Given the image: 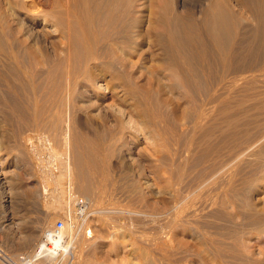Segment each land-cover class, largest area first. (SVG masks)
Wrapping results in <instances>:
<instances>
[{
	"label": "bare ground",
	"instance_id": "1",
	"mask_svg": "<svg viewBox=\"0 0 264 264\" xmlns=\"http://www.w3.org/2000/svg\"><path fill=\"white\" fill-rule=\"evenodd\" d=\"M149 49L153 50L150 54L152 57L159 56L161 59L157 68L153 70L145 65L148 59L146 52ZM134 58H138L142 63L138 65V61H132ZM142 71H146L151 77L147 76L145 81H138L136 74L144 73ZM26 74L31 76L29 80L24 77ZM2 87L4 93L0 95L2 105L0 108L3 112L0 109V113L7 124L16 126L17 134L14 130L10 131L22 137V140L19 137L18 140L21 142L26 140L23 135L28 130H39L41 127L47 129L45 131L49 135L48 138H37L40 143L34 138L37 142L28 143V148L25 149L37 160L38 172L54 179L56 183L61 182L58 180L59 176L55 175L56 170L59 171L56 173L63 177L66 187L64 185L65 188L63 190L61 188L54 197L55 202L51 200L56 205L54 214L65 211L67 220L73 219L76 215L74 207L76 199L72 198L76 197L77 191L90 201V209L93 201L97 207L105 191L108 196L107 187L113 188L109 184L116 183L111 170V157L116 155L121 159L129 156L143 139L147 143L146 149L150 155L148 150L146 154L144 149L142 151L144 154L141 153L143 156L149 155V159L151 158L149 165L152 169L148 170H152L159 179L158 184L154 183L160 185L158 191L162 194L170 191L175 203L165 216L161 213L160 220L157 219L158 215L156 218L151 217L154 214L149 216L150 222L154 218L159 223L163 216L164 219L167 216L160 226L157 222L159 227L156 230L160 234L159 238L158 234L153 236L154 244H157L156 238L160 241V236L164 235L161 233L166 232L168 235L165 236V233L163 236L166 240H162L161 236V242L167 246L166 244L172 242V235L182 231V227L179 229L182 218L179 215L185 206L181 204H185L184 200L187 198L184 199V194L181 195L180 192H186L187 189L185 191L184 188H190L191 185H199L196 183L203 185L206 181L203 179L208 176L207 182L211 183L210 188L213 192L212 206L216 207L217 213L214 217L230 219V222L233 220L237 223L244 219V226H241L240 232L235 228L238 232L236 233L238 236L235 237H232L235 235L233 234L235 230L232 229L237 223H233V228L228 224L230 226L228 229L231 228L229 231L232 230L229 234L232 242L242 241L239 247H237L239 243L237 246L235 244V247L239 248L237 252L229 250V256L236 258V262L234 259L232 264H264V194L262 195L264 181L261 183V178L258 177L257 181L261 184L254 183L257 178L253 175L256 174L255 170H252L251 175L254 179L251 176V180L246 177L250 174L240 172L242 168L245 169L241 164L245 163L243 161L248 157V153L264 159V0H0V88ZM109 94L111 102H114L113 107L111 102H108ZM187 106L190 109H187ZM180 108L184 109L179 111ZM110 109L114 110L113 115H106V112L105 115L98 116L100 124H92L93 136L88 137L82 133L83 131L76 129L79 124L78 118L80 120L79 115ZM66 121L73 129L69 136L66 134L67 140L63 136ZM196 131L199 133L203 131L202 136H197ZM42 132L44 130L40 133ZM195 134L199 138L194 137L195 140L198 139L196 142L191 139ZM16 135L11 136L14 138ZM183 140L187 147L183 146ZM178 144L186 149L182 151ZM191 144L196 145L191 147ZM44 149L47 151V157L42 154ZM184 150L186 154L192 153L189 156L191 155L194 160L190 175L187 174L190 177L185 176V169L182 167L178 169L183 163L185 166L187 164L184 162L185 158L180 159L179 156L184 155ZM189 156H185L188 157L187 160ZM167 158L169 161L172 160L173 163H170L173 165L176 158L183 162L181 164L179 160L177 165V162L175 163L177 170L175 166H170L173 171L176 170L174 177L173 171L168 173V177L169 174L172 176L170 178L162 175ZM239 165L242 168L239 169ZM182 170L183 174L180 173ZM144 173L145 166L134 163L122 168L119 174L114 176L118 175L121 182L124 179V183L127 180V186L130 185L132 188L142 183L140 178L146 175ZM185 177H189L194 184L192 181L187 183L186 178V186L190 185L182 189V186L178 185H183ZM116 181L120 184V180ZM116 186L118 188L114 187L115 190L119 191L125 188L124 193L127 196V186V188L121 187V184ZM112 191L110 189L109 193ZM130 192L132 196L131 189ZM112 194L116 195L113 192L112 197H114ZM120 194L124 195L122 191ZM140 195L139 197L143 199L147 196ZM106 196H103L104 200ZM118 196L112 200H118L121 195ZM136 199L139 198H135V201ZM107 200L109 204H105L106 202L103 204L110 206V202L113 201H110V198ZM117 202L113 204L115 206L121 204ZM188 216L191 217V214ZM192 218L194 219L193 215ZM154 219L151 223L156 226ZM186 219L183 218L184 221ZM208 224L210 222L206 223ZM212 224L214 226V223ZM214 228L216 229V226ZM219 228L227 230L224 225ZM216 230H212L213 234L218 232V228ZM205 231L207 232V229ZM64 232L65 228L62 235ZM224 232L219 234H223V239H227L228 236L224 235L230 232ZM212 237L215 238L214 235ZM217 237L221 239L219 237L222 236ZM85 239L83 236L81 238L73 236L65 244L76 243L77 252L81 251L82 255L86 256L87 252L84 254L83 251L87 243ZM42 241L37 245L35 254L20 258L19 264H44L55 259L57 253H60L58 248L61 243L56 241L54 246L47 247ZM219 242L224 246L223 240ZM229 242L231 239L226 243ZM65 244L62 243L63 249ZM88 244L87 247L90 245ZM116 244L119 247L122 245ZM159 244L162 246L160 242ZM230 245L228 247L233 246ZM221 246L219 244L218 248ZM171 247L174 246L170 245L167 249H172ZM210 249L212 250L211 246ZM214 250L213 248L212 251ZM146 251L148 252V248ZM161 253L163 254V251ZM165 253L164 251L166 257ZM79 254L81 257V253ZM154 254L150 253L151 257L147 254L149 257H145L147 264L170 263V259L166 262L167 258L164 257L165 262L164 260L156 262ZM157 257L160 259V255ZM230 257L227 259L228 262L231 261ZM73 260L71 264H74L75 260L76 264L83 262L80 258ZM219 262L222 264V260ZM14 264L18 263L15 261Z\"/></svg>",
	"mask_w": 264,
	"mask_h": 264
},
{
	"label": "rangeland",
	"instance_id": "2",
	"mask_svg": "<svg viewBox=\"0 0 264 264\" xmlns=\"http://www.w3.org/2000/svg\"><path fill=\"white\" fill-rule=\"evenodd\" d=\"M149 50L146 52L147 53L146 54V58L148 57V59H146V61H145L146 64L145 65L147 67L152 68V70H153V68L154 69L157 68V65H158V63H160L161 59H159L160 58L159 56L156 57L157 59L152 57V55H150V54H152L153 50L152 51H151V49H149ZM132 61H134V62L138 61V65H140L142 63V61H140L138 58H134ZM23 72L25 73L26 71L23 70ZM142 72H144V71H142ZM165 74H168V72H165ZM136 76L135 77H136V79L138 81H140V80H142V81L144 80L145 81L148 77H151V75H147L146 71L144 73H137ZM24 77H26L28 79L31 76H29V74H26ZM141 77L143 79H141ZM0 90H1L0 91V93H1L0 95H2V92L4 93L3 87L0 88ZM34 97L38 98V96L36 97V95H34ZM108 102L109 103L111 102L110 94H109ZM110 104L113 107L114 102L112 101ZM186 105H184V106L186 107ZM189 106H191V105H189ZM189 106H187L188 107L187 109H190ZM0 109H1V112H3V109L2 108H0ZM183 109L184 108H180L179 111H181ZM106 112H107V114H106ZM98 113L92 111V112H89L88 115H87V113L85 115L84 114L83 115H79L80 116V120L78 118V121H79L78 123L79 124L77 126V123H76V126H77L76 129H78L79 131L80 130L83 131L82 133L86 134L88 137L89 136H93L94 127L92 126V124H95V123L96 124L97 123L100 124L101 123L98 116L105 115V114L111 116V115L114 114V110L110 109L108 111H103V112H100L99 114ZM3 119H4V116L2 115V113H0V246L6 251V253H8L13 258L14 262L16 261V263L19 264V262H20L19 259H20L21 255H25V256L27 255V257H31V256H33L35 254V251L37 249L36 248L37 245L39 243H41V240H43L42 239V235H43L44 228L46 226L54 224L58 218L66 217L65 211H61L63 213L60 212V213L54 214L55 213L54 207L56 205H55V203L53 204L54 197H56L58 195L60 189L62 188V190H63L66 187V185H65V182L63 183V181H64V180H62L63 177H61L59 175L60 173H56V172H59L57 170L55 171V175L59 176L58 180H61V182L58 181V183H56L54 181V179L49 178L47 176H44L43 174H41V172H38L39 171L38 167L36 168L37 160L33 159V155L32 154L29 155V153H27L28 150L25 149V148H28V143H30L32 141L37 142L36 141L37 138H39V139H46V137L48 138L49 135H48L47 131H45L47 129H44V128L41 127V128H39V130H33V129H32L33 131H29L28 130L23 135V137H26V140L24 139V141H22L23 142L22 143L21 142V140H22L21 138L22 137H20L19 134H18V136L16 135L18 133L17 128H15L16 126L15 125H11V124H7L5 122V120H3ZM97 119H99V122H98ZM206 121H207V119H206ZM70 127H71L70 124H68L67 121H66V123H64V128H63L64 139L67 138L69 136L70 132L73 131V129L70 128ZM10 129L12 131L14 130V132H16V134L11 132ZM41 129L44 130V132L40 133L42 131ZM35 131H37V132H35ZM199 131H201V130H199ZM202 132L199 133L198 131H196L197 136H199V137L202 136ZM38 133H40V134H38ZM196 134L193 135V137L191 139L195 140L194 137H197ZM11 135H16L15 136L16 139L19 137L21 140H18V139L16 140L15 137L13 138V136H11ZM26 135H28V136H26ZM41 135L42 136L44 135V136L42 137ZM34 138H36V139H34ZM126 138L128 139V136ZM39 139H37V140L40 143ZM198 139H196L195 142ZM65 140H67V139H65ZM143 141L144 140L142 139V141L140 142L142 145L139 144L138 145L139 147L137 146L136 147L137 149H135V151H133L132 154H129V156L127 155V156H125V158L118 159V157L115 155V157L112 156L111 159H110L111 170H113L112 171L113 177H115L116 180L117 179L120 180L119 182L121 184V187L122 186H124V187L127 186V184H126L127 180H125V183H124V179H122V182H121V179H119L118 175H116V176H114V175L115 174H119V172H120V170L122 168L129 167V166H131L134 163H136V164L140 163V164L145 166V173L144 174H146V175H143L142 176L143 178H140V182H142V183H140L139 186H137V187L136 186L135 187L132 186V188L134 187L133 189L130 187V185L127 186L128 187V188L126 187L127 188V193H128V194L126 193L127 196H125V193H124V192H126V189L124 188L125 191H124L123 188L121 190V187L119 186L120 190L124 194L122 196V194H120L121 191H119L118 189L115 190L116 188H114V187L118 188V186H116V185H120L119 183H117L118 181L115 180V182L117 184L115 182L114 183L116 185L115 184H109V186L112 185L114 189L113 188H109V187H107L108 189H106L109 192H110V189H111V191L113 189V191L111 193L115 192L116 195L112 194V195H114V197H112L111 193H109V192H107V195L108 196L110 195V196L109 197L106 196V191H105V193L100 197V199L98 201L99 205L100 206L103 205V206L99 207V205H98L96 207V206H94L95 202L93 201L92 202V206H94V207L91 206L89 214H88V216H86L87 219L85 217H79V216L77 217L75 215L72 220H67L64 235H67V237H69V238H71L73 236H75V237L79 236V238H81V236H83L84 238L86 237L85 240H87V243L85 244V247L83 249L84 254H85V252H87L86 253L87 255L83 256L82 255L83 252L80 251L79 253H81V257H80V254L77 252L78 249H76V248H78V247L76 246V243L75 244L71 243L70 248H71V250L73 252L72 260L80 258L81 262L85 261V263H87V264H147V261H145L147 258H149V257H147V254L149 255L150 253L154 254V252H158L159 254L158 253L154 254L155 255V261L156 262L157 261L161 262V260L162 261L164 260L163 257L165 259L167 258L166 262L169 261V259H170V263L167 262L166 264H173V263L174 264H217V262H218V264L219 263L221 264V262H219L221 260H222V264H227V263L232 264L234 259H235V262H236V258H232V257L229 256V253H230L229 250L231 249V251L234 250L235 252H237V249H239L237 247H239L241 245L240 243H242V241H241L242 237H240V239H239L241 242H239L238 239L236 238V240L238 241L236 243V241L232 242L233 239L231 237H229V234H231L232 230H235V228L237 230L239 229V232H240V230H241L240 228L243 225V220L244 219H240L239 220L240 222L238 221V223H237V222H234L233 220H231L232 222H230L229 221L230 219L227 220L225 218H220V217L218 218V216L214 217V215L217 214V213H216V210H215L216 207L213 208L214 205L212 206V193L213 192H211V188H210L211 187V183L208 184V182H207L208 181V176H206L207 178L205 177L206 179L205 178L203 179L204 181L206 180L203 183V185H200V183H196L195 182L196 184H199L200 186L199 185H195L192 180H189L190 179L189 178L190 177L189 176L190 175L189 172L191 171V169L193 167L192 166V162L194 160L191 157V155L189 156V154H192V153H190L188 150H187V152H189V154L188 153L186 154L185 150L183 152L184 155L182 154L183 156H181V154H179L180 159H181V157L185 158L184 162L187 163L186 166H185V163L181 162V160L178 159L179 157L175 159L174 165L171 164V163H173V162H171L172 160L170 159V161H169V159L167 158L168 160L166 159L167 163L165 162V164L166 165L168 164V165L166 166L164 164V166L167 169L169 168L170 171H169V169L167 170L166 168H164L162 170L163 177L170 178L171 174H169V177H168V173H171L173 171V168L171 169L170 166L171 165H173L171 167L175 166L174 168L177 170V168H176L177 166L176 165L178 164V161L180 160L181 164L182 163L183 164L180 165L178 167V169H180V167H182L183 170L185 169L184 170V172H185L184 174H185V176H189V177L188 178L185 177V180L182 182L183 185L179 184L178 186L179 187L182 186L181 187L182 189L184 188V186L185 187H187V186L189 187L190 184L189 185L187 184V186H186V182L185 181L187 179H188L187 183L192 181L193 184H194V185H191L192 188L191 187L190 188H184V190L187 189V191L185 190L186 192H183L182 189H181L182 192H180V194L182 193L181 195L184 194L183 195L184 199L187 198L186 200H184L185 204H181V206H183V205H185V206L182 207V209L180 208L181 209L180 212L181 211L182 212L180 213L179 216L182 217V218H180L181 220L179 219L180 220V224H181L179 226V229H180V227H182V231L179 232L181 234L175 233L176 235L177 234L179 235V236L177 235L178 237L175 236V234H173L174 236L172 235V242H173L174 245L172 244V242H170L169 244H166L167 246H165V244L163 242H161L162 240H164V241L166 240V237L165 238L163 237L166 232L165 233H161V234H164L163 236L161 235L163 238L161 240V236H160V241H158L160 233L157 232L156 228H158L160 226L161 222L164 223V220H166L167 216L165 217V219L163 217L165 216V214L170 212L171 207L175 203H174L173 198L171 197L172 194L170 193V191H167V192L165 191L166 193L163 192V194H162V192L158 191L159 188H160V185H157L159 183L157 181H159V179H157L156 175L153 173L152 170H151L152 173H150L151 171L148 170V169H152V167H150V165H149L151 158L149 159V157H148L150 154H149V150L146 149L147 143H146V141H144L146 143L145 144ZM180 143L181 142H179V144ZM184 143H185V141L183 140L182 144H183V146L184 145L186 146V143L185 144ZM143 144H145V145H143ZM178 145H176V146H178ZM180 145H179V148H181L182 151H183V149H186V148H184L185 146L184 147L183 146L180 147ZM187 145H188V141H187ZM195 145L191 144V147H194ZM201 146L202 145L200 144V147ZM143 149L146 152V154H147V150H148V154H149L148 156H145V155L143 156L142 155ZM43 151H44L42 153L43 156L47 157L48 156L47 155V151L45 149ZM50 153H51V151H50ZM250 154L251 153H248L247 154L248 157H246V159L243 161L245 163L241 164L243 167L245 166V169L246 168L248 169V170H246V171H248V173L245 171L244 168H242L241 165H239L238 168L239 169H240V167L242 168L241 169L242 171L240 170L241 173L243 172V174H250V176L246 175V177L248 176L250 178V180L253 177V175H256V176H254V177H257V178H255L256 182H254V183L261 184L264 181V178L262 179V177H264V176L261 177V174H263V172H264V161H263L264 159L262 160L261 158H258L257 155L255 157V155H253V154H251V155H253L251 157ZM186 155L189 156V159H192V160H189V159L187 160L186 158H188V157H185ZM34 158H35V156H34ZM247 158H248V160H247ZM34 162H35V164H34ZM168 162L169 163L171 162V163L169 164ZM175 163H176V165H175ZM206 163H207V161H206ZM262 163H263V165H262ZM247 165H249V166H247ZM164 166H162V168ZM259 167H261V168H259ZM186 168H188V169H186ZM175 169H174V171H175V175H176V170ZM243 169H244L245 172L243 171ZM183 170H182V172L180 171V173L183 174ZM194 170L195 169H193V171ZM252 170L253 171L255 170L254 172L256 174L251 175ZM164 171H165V173L166 172L167 173L165 174ZM174 171H173V174H172L173 177L175 176L174 175ZM236 172H237V169H236ZM187 174H189V175H187ZM257 174H258V176H257ZM152 176H153V178H152ZM192 176H193V174H192ZM254 177H253V179H254ZM258 177H259V179L261 178L260 179L261 183L257 181V180H259ZM144 181H146V183ZM154 182L155 183L157 182V184H155ZM125 184H126V186H125ZM142 184H144V185H142ZM207 184H208V186H207ZM64 185H65V187H64ZM146 186L148 188H146ZM158 186H159V188H158ZM138 187H140V189H137ZM149 187H150V189H149ZM152 188H154V190ZM130 189L132 190L133 193L135 192V195H137L139 193L143 194V195L139 194L142 197H144V194L147 195L148 197L147 196H146V198L144 197V199H147V200H144L143 198L139 197V195L134 197L135 195L133 196V193H132V196H131L130 195L131 194ZM141 189H143V190H141ZM189 189H191V190H189ZM135 190L136 191L138 190V192L136 193ZM150 190L153 191V193H151ZM159 192H160V194H159ZM188 192H190V194L187 195ZM193 192H195L194 193L195 196L192 195ZM197 192H199V193L202 192V193L199 194ZM79 193L80 192L77 191V193H75L76 197L72 198V199L74 200V199H76L79 196H84L83 194L81 195V193L80 194ZM156 193L159 194V198L157 196L158 194H156ZM167 193L170 196L167 195ZM117 194L122 196V197L120 196L121 199L120 198L118 200L115 199L116 201L114 199L112 200V198H116L118 196ZM263 194H264V192L262 193V195ZM103 196L107 197V198L105 197L106 201L103 199L104 198ZM124 196L127 199V201H125L126 199L123 198ZM130 197H133V199H131ZM109 198H110V201H113V202H110V204H111L110 206L111 207L108 206V205L105 206V204H109V201L107 200ZM129 198L131 199V201H130ZM135 198H139V199H136V201H135ZM161 198H163V200ZM168 198H171V199H168ZM192 198H194V199H192ZM72 199H71L70 202L73 201ZM51 200H53V201H51ZM120 200H122V201L124 200L126 203L124 201L121 202ZM132 200H134L135 202L134 201L133 202L136 203V204H134L132 202ZM117 201H120V202L118 203ZM138 201L139 202L141 201V202L139 203ZM142 201H143V204H142ZM100 202H102V203L100 204ZM103 202H106V203L103 204ZM115 202H117L118 204L121 203V204H124V205L120 204V205H116L115 206L113 204ZM89 203H90V201H89ZM263 203H264V201H263ZM125 204H127V205H125ZM74 207H75V204H74ZM95 207H96V210H95ZM209 207L211 209H213V211ZM100 208H101V210H100ZM106 209H109L110 212L109 211L107 212ZM118 209H121L123 212H120L121 210L119 211ZM196 210H197V212H196ZM52 211H54V212H52ZM99 211H103V212L100 213ZM192 211L193 212L195 211L196 213H193ZM131 212H132L133 215L131 214ZM91 213H92V215L90 216ZM99 213H100V216H98ZM119 213H121V214H119ZM161 213L164 216L162 217L163 220L161 219V221L159 223L154 218H156V216L158 215L157 219L159 218L158 220H160V218L162 216ZM200 213H202V214H200ZM75 214H76V211H75ZM122 214H125V215H122ZM153 214H154V216H151ZM186 214H188V215L191 214V217L186 215ZM195 214H196V216L197 215L198 216L195 217L194 216ZM210 214H211L212 217H210ZM102 215H104L105 217L102 216ZM182 215L185 216V217H183ZM192 215H193L195 220L192 218ZM149 216L154 217V218L151 219V222H153L152 220L154 219V222H156L155 223L156 226H154L153 223H151L149 221L150 220ZM201 216H203V217H201ZM144 217H147V218L145 219ZM74 218H75V220H74ZM183 218L184 219L185 218H187V219L190 218V220L188 219V221L192 220L193 222L192 221L188 222L187 219H186V221H184ZM103 219H108V220L104 221ZM204 220L209 221L210 224L206 225V223H209V222H206ZM226 221H228V222H226ZM157 222L159 223V226L157 225L158 224ZM200 222H202L203 224H204V222H206L204 225L207 226V227L209 225H211L212 223H214V226H212L213 224L211 226H212V228H214L215 226H216V229L218 228V232L217 233L215 232V234L216 235L218 234L217 236L221 235L222 237H219L221 239H218V237L215 236V234H213L212 230L213 231L216 230L215 228L212 229L211 226H209L208 228H211V229H208L207 227H205ZM182 223H186V225H184ZM230 223H232V225ZM233 223H237V225H235L234 228H233ZM228 224L231 226V228H233L231 231H229L231 228L228 229L230 227ZM239 224H241V225H239ZM190 225L191 226L193 225V227H191ZM217 225H218V227H217ZM223 225L225 226V228L228 231L225 230V229L223 230L222 229L223 227L219 228L220 226H223ZM195 226H197L199 229L203 228V230H198V228L195 227ZM70 227H72V228H70ZM151 228H152V231H151ZM154 228H155V231H154ZM167 228H169V227H166V229ZM194 229H196V230H194ZM206 229H207V232L205 231ZM191 230H192V232H191ZM208 230L211 231L212 234ZM237 230L233 231V234H235V235L232 236V237L238 236L236 234V233H238V232H236ZM195 231H197V232H195ZM200 231H204L207 234L208 233L209 234H208V236H206L207 235L206 233H203V232H200ZM224 231H226V233L230 232L227 235H224V236H228L229 238L227 237V239H225V238L223 239V234H219V233H223ZM148 233H150V234H148ZM88 234L94 235V236L90 237V235L88 236ZM157 234H158V236H157L158 238H156L157 244L155 245L154 244L155 243L154 242L155 237H153V236H156ZM203 234L205 236H203ZM167 235L168 234L166 233L165 236H167ZM198 235H200V236H198ZM210 235H211V237H210ZM213 235H214L215 238L212 237ZM87 236H88V239H87ZM239 236H241V235H239ZM113 237H115V238L113 239ZM203 237H204V240H203ZM205 237L206 238L209 237V238L206 239ZM211 238H212L213 241L210 240ZM230 239H231V242H229V243L230 244L233 243L232 244L233 246L230 245L229 243H226V242L230 241ZM120 240H123V241L120 242ZM220 240H223V242H224V240H226V242H224V243L222 242V244H224V246L227 244V246L224 247L222 245L223 246L222 247L221 246V242H219ZM152 241H153V243H152ZM88 242H89L90 245L88 244ZM158 242H160L162 246L164 244V246L162 247V246H160V244L158 245ZM214 242H215V244H214ZM112 243H114V244H112ZM116 243H119V244L121 243L122 247L121 246L120 247L117 246L118 244H116ZM147 243H149V244H147ZM217 243H219L221 247L218 248L219 244L216 245ZM87 244L89 245L88 247H87ZM235 244H236V246L238 244V246L235 247ZM72 245H75V246H72ZM170 245L174 246V247H171L172 249H169L170 252H172L171 255L173 254V256L170 255V252L167 249V248H170ZM209 245L212 247V250L214 248L216 251L215 250L212 251L210 249ZM229 245L232 246L233 249H232V247H228ZM159 246H160V248H162L161 250L163 251V254L161 253L162 251L160 250ZM115 247H116V249H115ZM146 247L148 248V252L146 251L147 250ZM86 248H87V250H86ZM157 249H159V250L157 251ZM219 249H221V250H219ZM174 250H177V251L174 252ZM224 250H227V251H224ZM159 251H161V252H159ZM164 251L166 252L165 253L166 257L164 256ZM214 252H216L217 255L214 254ZM74 253L78 256V258H76L77 256ZM154 255H152V257ZM159 255H160V259H159V257H157ZM180 255H182V256H180ZM149 256L151 257V255H149ZM161 256H162V258H161ZM145 257H147V258L145 259ZM228 257L231 258V259L229 258V260H231L232 262L231 261H229V262L227 261ZM85 258L87 260H85ZM224 259L227 261V263H226V261ZM215 260H217V261H215ZM83 262H82V264H85ZM163 262H165V260ZM73 263L76 264V260ZM0 264H9V263L6 262L4 259H2L0 257Z\"/></svg>",
	"mask_w": 264,
	"mask_h": 264
},
{
	"label": "built area",
	"instance_id": "3",
	"mask_svg": "<svg viewBox=\"0 0 264 264\" xmlns=\"http://www.w3.org/2000/svg\"><path fill=\"white\" fill-rule=\"evenodd\" d=\"M75 210H76V216H79V217L88 216L89 211H90L89 201L83 196L77 197L75 200ZM69 220H72V219L70 218ZM66 222H67L66 217L58 218L54 224L46 226L44 228L43 235H42V239H43L42 242H44V244L47 247L52 246V245L54 246L56 241L61 243V245L58 248L60 253H57L56 258L53 260H48L44 264H71L72 263L73 252L70 248V244L69 245L65 244L67 243V240H69V238L67 237V235H64V234L62 235V231L64 230L66 226ZM62 243L65 244L64 249L61 247ZM0 256L2 257V259H4L9 264H14L13 258L8 253H6V251L1 246H0ZM20 258H25V255H21Z\"/></svg>",
	"mask_w": 264,
	"mask_h": 264
}]
</instances>
